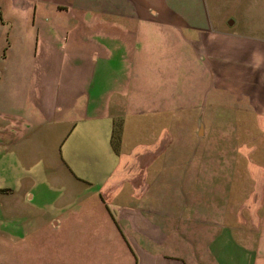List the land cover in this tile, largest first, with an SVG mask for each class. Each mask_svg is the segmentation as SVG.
<instances>
[{
  "label": "crops",
  "instance_id": "0c3cea01",
  "mask_svg": "<svg viewBox=\"0 0 264 264\" xmlns=\"http://www.w3.org/2000/svg\"><path fill=\"white\" fill-rule=\"evenodd\" d=\"M230 1L221 0V5H215L219 7H208L200 0L201 16L205 18L192 20L188 78L198 68L206 76L199 87L204 96L198 121L209 125L214 132L211 141L219 149L220 158L212 165L220 166L219 171L225 174L233 173L239 166L247 169L249 175L264 176V151L254 154L260 148L264 150V9L243 6L244 0ZM132 6L138 4L132 0H0V42L13 43L9 53L3 56L4 63L22 51L31 50L30 56L37 57L38 65H42L36 74L30 70L24 77L14 75L16 83L13 84L11 75L6 76L10 79L9 85L0 87L3 101L0 126L3 131L13 126L10 106L14 97L29 93L43 123L55 121L58 163L78 180L98 181V188L94 190L96 204L80 206L78 220H67L63 226L53 220L47 222L54 228L66 226L70 234L0 231V239L6 241L0 245V264H189L186 261L189 250L206 251L208 257L209 246L217 235L229 230L224 223L220 224L226 220L227 210H217L216 199L210 200L216 193L211 191L210 196L201 197L205 192L198 191L196 185L192 188L194 182L182 176L180 208L183 210L177 214L176 209L163 202L161 193L154 192L151 165L147 163L144 179L138 180L140 167L132 154L140 150L149 154L156 146L155 138L152 143H130L127 153L118 149L120 139L112 138L111 131L117 121L123 120L124 124L130 121L129 125L137 128L138 104L144 105L150 100L151 104H157L165 99L161 85L155 89L165 75H155V67L154 86L146 87L156 90L149 95L150 100L138 94L143 88L142 77L139 75L137 79V73L134 82L130 81L135 73L123 86H117L118 78L113 81V70L119 63L126 61L137 72L147 55L145 49L139 50L141 39L125 24L132 23L134 18L148 19V14L142 11L133 14L129 9ZM196 8L193 6L192 12ZM118 19L125 23L118 24ZM99 37L112 41L118 38L125 50L110 49L96 39ZM167 40V35H161L160 46H166ZM26 43L27 50L23 48ZM58 62H63L70 73L54 74L53 67ZM96 68H104L105 82L111 83L98 80L100 84H94ZM20 89H25L22 95L16 93ZM100 100L103 107L97 102ZM195 102L190 100L187 105L197 108ZM198 132L197 136L202 134V125ZM132 134L126 133V136ZM256 137L260 147L256 145ZM67 141L70 143L67 150L62 151ZM100 146L105 155L96 165L90 164L86 151ZM197 164L193 168L191 162L187 163L185 170L200 172L202 169ZM191 202L195 207L200 202L209 207L214 205L213 210L208 206L204 209L210 211L211 220L221 225L217 232L211 229L215 226L208 224L205 229L201 228L199 218L188 215L191 207L186 211L187 217H181L186 226L190 220V236L178 230L177 219ZM191 213L194 215L193 210ZM74 232L77 235H72Z\"/></svg>",
  "mask_w": 264,
  "mask_h": 264
},
{
  "label": "rangeland",
  "instance_id": "374dc122",
  "mask_svg": "<svg viewBox=\"0 0 264 264\" xmlns=\"http://www.w3.org/2000/svg\"><path fill=\"white\" fill-rule=\"evenodd\" d=\"M132 1L138 6H144V8L129 7L132 13L138 15L141 11L147 12L148 19L134 18L132 23H127L125 26L137 34V39H141L139 50L145 49L147 55L138 70L140 74L138 71L133 72L131 65L124 61L122 65L119 63L113 70V81L118 78L120 82L117 86H123L131 77L133 78L132 75L135 73L130 81L134 82L137 73V79L139 75L142 77L140 86L143 88L138 91V94L143 99L150 100L149 95L152 96L153 92L155 94L156 90L146 89V87L154 86L152 80L155 67L158 72H155V75H165L160 84L155 86L157 89L161 85L160 89L165 99H160L157 104H151V100L144 105L138 104L136 110L140 121L136 125L139 129L131 127L130 121L126 124L123 120L117 121L114 130L111 131L113 140L119 141L120 139L122 143V140L126 139L123 147H120L122 146L120 143L118 149L127 153V147L131 146L130 143L137 144L139 141L152 143V138H155L156 146L149 154L143 150L134 154L131 152L137 157L133 160L140 167L138 180L144 179L145 176L142 175L145 173L147 163L148 166L151 165L155 176L154 192L161 193L164 197L163 202L172 209H176L177 214L183 210L180 208L182 176L194 182L192 188L196 185L198 191L201 189L205 192L201 197L210 196L211 191L216 193L210 199H216L215 207L214 205L209 207L200 202V205L196 204L197 208L191 202L188 203V208L182 213L183 215L180 214L177 219L179 220L178 230L189 236L190 220L186 226L185 220L181 217H187L186 211L190 207L194 215L191 209L188 215L190 213L193 219L199 218L201 228L208 224L215 226L211 229L217 232L220 224L224 223L229 229L224 235H217L214 243L209 246L211 253L207 254L208 257H206V251L195 253L189 250L187 252L189 258L186 260L189 264H264V176L249 175L247 169L239 166L237 169L234 167L233 173L225 174L219 171L220 166L212 165L220 158L219 149H215L211 141V135L214 132L209 125L198 121L201 119L199 105L203 103L204 96L199 87H201V80L206 76L198 68L192 72V77L188 78V71L192 20L199 21V17L205 18V15L201 16L203 13L200 11L202 6L200 0ZM204 1L208 7L221 5V0ZM243 2L245 4L243 6L256 8L262 6L261 8L264 9V0H244ZM193 6L197 7L194 12H192ZM208 14L211 15L209 11ZM232 15L236 17L235 14ZM117 22L122 25L125 23L122 19H118ZM161 35L168 37L167 45L164 47L160 46ZM96 39L110 49L125 50L121 48V40L118 38L113 41L105 37ZM12 44V42H0V87L9 85L10 79L6 76L11 75L13 79L11 84H13L16 83L14 75L19 74L24 77L26 73H30V70L36 74L37 68L42 66L38 65L37 57L33 58L32 54L30 56L31 50L26 49L27 43L23 45L27 52L22 51L20 55H16V58L11 57L4 63L3 56L9 53ZM120 54L123 53L120 52ZM55 66L53 72L56 75L58 73L64 75L65 71L70 73V69L67 70L68 67L63 62H58ZM101 66L98 64V67ZM132 67L134 68V64ZM94 72L96 76L94 84L111 83L110 81L105 82L107 75L104 68H96ZM98 80L100 83L97 82ZM163 88L166 89L163 90ZM24 90H16V93L22 95ZM190 100L196 101L194 105L197 108L187 105ZM2 102L0 98V105ZM97 102L100 107H103V100ZM10 108L13 126L7 128V131H3L0 126V231L53 234V236L70 234L66 226L54 228L51 223L47 224V222L57 221L63 226V222L65 224L67 220H78L80 206L96 204L97 198L94 196V190L98 188V181L78 180L77 177H72V173L63 164L58 163L55 158L58 157L59 148L55 121L43 123V118L35 110L34 101L29 93L14 97ZM201 125L202 134L197 136ZM252 129L256 135H259L256 128ZM132 132L134 135L139 134V137L133 136ZM126 133L132 135L126 136ZM148 134L150 136H147ZM256 141V145L260 147L258 137ZM69 144L67 141L62 151L67 150ZM115 144L116 142L113 143V147ZM262 151L264 150L260 148L254 154L258 155ZM103 155H105V150L102 146L86 151V158L90 160V164L96 165ZM110 157L113 159L112 155ZM190 162L193 168L199 162L198 168L202 170L200 172L185 170V164ZM211 170H218V172L212 173ZM187 194L194 195L191 192ZM195 198L198 200L199 197ZM207 206L209 210L216 207H218L217 210H227L226 220L220 221V224L211 220L210 211L204 209H207ZM194 222L196 220L192 223ZM71 228L75 229L72 226ZM72 235H77V232ZM5 243V239H0V245Z\"/></svg>",
  "mask_w": 264,
  "mask_h": 264
}]
</instances>
